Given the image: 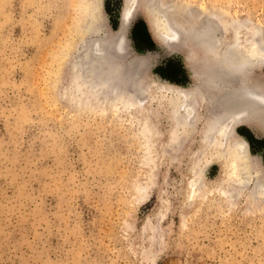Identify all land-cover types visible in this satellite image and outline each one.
<instances>
[{
	"label": "rangeland",
	"instance_id": "1",
	"mask_svg": "<svg viewBox=\"0 0 264 264\" xmlns=\"http://www.w3.org/2000/svg\"><path fill=\"white\" fill-rule=\"evenodd\" d=\"M225 1L264 39V0ZM122 5L104 0L100 11L113 30ZM80 8L81 0H0V264H264V202L250 194L264 137L238 128L255 177L231 169V186L212 154L166 147L165 121H152L144 138L138 119L155 103L133 116L83 107ZM140 22L138 12L128 39L133 55L148 56L150 80L193 86L186 53L158 47L145 22L135 39ZM192 152L202 155L197 168ZM200 167L201 189L187 198Z\"/></svg>",
	"mask_w": 264,
	"mask_h": 264
},
{
	"label": "bare ground",
	"instance_id": "2",
	"mask_svg": "<svg viewBox=\"0 0 264 264\" xmlns=\"http://www.w3.org/2000/svg\"><path fill=\"white\" fill-rule=\"evenodd\" d=\"M122 1L119 27L113 30L100 13L104 0H81L83 49L79 51L83 53V67L75 70L83 81V107L91 102L98 106L107 104L113 111L124 109L133 116L144 106L155 103V110L145 109L138 119L144 124V138L152 133V121L162 127L165 121L169 131L161 132L159 139L167 140L166 147L178 142L188 148L196 146L202 155L212 154V162L222 164L229 182L235 172L232 171L237 169L242 172L239 177L249 182L254 169L250 165L248 142L237 130L245 126L264 137L261 28L231 11L225 0ZM138 12L142 13L148 33L158 47L166 52L174 48L186 53L182 64L193 86L157 84L150 80L148 56L133 55L128 39ZM142 83L146 86L142 87ZM196 152L191 153V159L197 168L202 155L197 161ZM206 160L209 163L210 157ZM231 169L232 176L228 175ZM256 172L250 194L264 202V167L259 166ZM202 174V168L192 170L187 198L199 193ZM240 183L236 184L241 188ZM227 189L222 187V200L228 198H225Z\"/></svg>",
	"mask_w": 264,
	"mask_h": 264
},
{
	"label": "trees",
	"instance_id": "3",
	"mask_svg": "<svg viewBox=\"0 0 264 264\" xmlns=\"http://www.w3.org/2000/svg\"><path fill=\"white\" fill-rule=\"evenodd\" d=\"M145 32H146V34H147V30H146V26H145L144 22H140V23H138V24L136 25L135 29H134V37H135V39H139V38H141V36H142L143 34H145ZM148 36L150 37L149 33H148ZM149 37H148V38H149ZM150 38H151V37H150ZM183 68H184V67H183Z\"/></svg>",
	"mask_w": 264,
	"mask_h": 264
}]
</instances>
